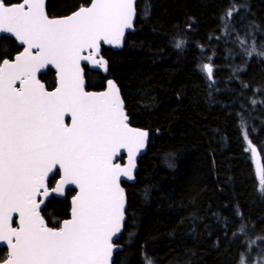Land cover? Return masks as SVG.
<instances>
[{"label":"trees","instance_id":"16d2710c","mask_svg":"<svg viewBox=\"0 0 264 264\" xmlns=\"http://www.w3.org/2000/svg\"><path fill=\"white\" fill-rule=\"evenodd\" d=\"M89 2L47 0L46 10L62 16ZM233 6L238 14L222 20ZM179 40L187 41L180 50ZM0 45L12 55L20 50L13 39ZM259 52L264 0H138L135 28L123 46L102 47L106 74L85 68L86 89L100 90L113 79L129 124L149 131L135 180L123 183L126 219L113 264H240L241 253L246 264H256L264 255L258 239L264 237V193L251 152L258 149L264 172ZM203 64L213 67L211 80ZM40 78L49 88L54 73ZM68 211V197H54L41 214L62 221Z\"/></svg>","mask_w":264,"mask_h":264},{"label":"snow or ice","instance_id":"6c2138e0","mask_svg":"<svg viewBox=\"0 0 264 264\" xmlns=\"http://www.w3.org/2000/svg\"><path fill=\"white\" fill-rule=\"evenodd\" d=\"M135 4L90 0L70 15L50 18L46 0H0V41L14 38L23 48L7 59L12 52L0 45V247L8 249L0 257L3 264H112L114 250L122 247L113 243L125 221L121 178L133 179L136 155L149 133L130 127L113 80L104 91L85 90L87 65L81 62L108 71L101 44L124 43L126 30L134 27ZM238 12L233 6L222 20ZM186 44L179 40L174 47ZM253 53L254 45L247 54ZM199 67L211 80V64ZM53 70L55 87L49 91L40 77ZM121 150L128 156L124 165L115 162ZM251 152L257 155L255 147ZM75 189L70 218L61 222L49 214L46 221L41 212L47 203ZM260 190L264 193V172ZM245 230L242 225L239 231ZM254 244L247 245L249 253ZM246 261L241 253L240 264ZM256 264H264V255Z\"/></svg>","mask_w":264,"mask_h":264},{"label":"water","instance_id":"95a60500","mask_svg":"<svg viewBox=\"0 0 264 264\" xmlns=\"http://www.w3.org/2000/svg\"><path fill=\"white\" fill-rule=\"evenodd\" d=\"M138 0H136V2H137ZM20 2V1H19ZM89 4H90V2L87 4V5H82V6H89ZM46 6H47V0H46ZM79 7H81V6H79ZM78 7V8H79ZM135 7H136V4H135ZM78 8L77 9H75V10H73L72 12H70L69 14H66V15H62V16H53V17H50V18H62V17H65V16H67V15H70L71 13H73V12H75V11H77L78 10ZM47 11V10H46ZM135 21H136V16H135V18H134V27H133V29H129V30H126V32H125V39H126V37H127V35L129 34V33H131V32H133L134 31V28H135ZM0 35H4V34H0ZM13 40H14V38H13ZM125 41V40H124ZM16 44L19 46V42H16ZM124 44V43H123ZM123 44L120 46V47H116V46H112V45H105V44H101V50H100V56H102L105 60H106V58L103 56V54H102V47L103 46H107V47H110L111 49H113V50H118V49H120L122 46H123ZM20 47V46H19ZM23 50V48L22 47H20V50L17 52V53H15L11 58H7V59H12L16 54H18L20 51H22ZM85 54H87V53H85ZM85 65H87V69L88 70H91V71H97V72H99V73H101V74H106V72L103 70V69H99V68H95V67H93L91 64H90V62H87V61H82L81 62V67H84ZM51 67V66H50ZM53 73H54V78H56L55 77V71L53 70ZM108 80H113V79H111V78H108L106 81H105V83H104V86H103V88L102 89H100V90H88V89H86V78H85V90L86 91H91V92H100V91H104V90H106V88H107V81ZM114 81V80H113ZM41 82H43V81H41ZM115 82V81H114ZM116 84V83H115ZM17 86H19L18 84H17ZM117 86V85H116ZM55 87V86H54ZM118 87V86H117ZM54 90V88L52 89V90H49V91H53ZM120 91V90H119ZM121 95V94H120ZM122 98V97H121ZM65 123L66 124H70L71 123V118H70V115H66L65 116ZM130 125V124H129ZM130 127H133V128H138V129H141V130H144V131H147L148 133H149V131L147 130V129H143V128H139V127H135V126H132V125H130ZM148 143H149V137H148V140H147V142H146V147L144 148V149H142L141 150V152H139V153H137V155H136V160H135V163H136V168L133 170V179H127V178H124V177H122L121 178V182H123L124 180H127V181H129V182H133L134 180H135V173H136V171H137V168H138V165H137V162H138V160H139V158L146 152V150H147V146H148ZM256 148V147H255ZM256 151H257V155L256 156H253V154H252V157H253V162H254V165H255V169H256V172H257V175H258V179L259 180H261V173L263 172V164H262V160H261V156H260V153H259V151H258V149L256 148ZM121 158H123V162H121ZM127 160H128V156H127V152H126V150H121V154H120V158L119 159H117L115 162L116 163H120L121 165H124V164H126L127 163ZM58 179V178H57ZM55 185H53V187H54ZM73 188L75 187V186H72ZM121 187H123L122 186V184H121ZM76 191H78V189H75V191H74V194L72 195V196H74L75 194H76ZM65 196V195H64ZM64 196H56V198H63ZM71 196V197H72ZM125 196H126V194H125ZM71 197L69 198V211H68V217L67 218H65V219H68V218H70V208H71ZM126 210H127V197H126V204H125V212H126ZM125 218H126V214H125ZM18 219V217L16 216V214H14V221L15 220H17ZM64 220V219H63ZM62 220V221H63ZM61 221V222H62ZM13 226L15 227L16 226V224L14 223L13 224ZM119 235L120 234H118V236L117 237H114V239H113V243L118 239V237H119ZM115 244V243H114ZM115 245H117V246H121V245H119V244H115ZM0 248H3V247H0ZM4 248H6V250L8 251V249H7V247H4ZM120 250H122V247H117V249L116 250H114V253H113V257H112V264H113V261H114V255H115V253L117 252V251H120ZM0 264H3V261H1L0 262Z\"/></svg>","mask_w":264,"mask_h":264},{"label":"flooded vegetation","instance_id":"af4514ba","mask_svg":"<svg viewBox=\"0 0 264 264\" xmlns=\"http://www.w3.org/2000/svg\"><path fill=\"white\" fill-rule=\"evenodd\" d=\"M20 0H15V1H13V2H19ZM18 52V51H17ZM16 52V53H17ZM14 55V54H13ZM12 55V56H13ZM11 58V57H10ZM54 80H55V78H54ZM42 81V80H41ZM44 83V82H43ZM45 86H46V84H45ZM54 81H53V85L52 86H50L49 88L46 86V88L48 89V90H52L53 88H54ZM121 162H123V158H121ZM58 178V177H57ZM132 183V182H129V181H127V180H124L123 182H121V184H122V186H123V183ZM53 185H54V183L53 184H50V188L51 187H53ZM74 194V191H66V193H65V196L63 197V199L64 198H66V196L68 197V203H69V198L72 196ZM126 219V218H125ZM119 237H120V235H119ZM119 237H118V239L114 242L115 244H119L118 243V241H119ZM0 249H4L5 250V255L3 256L4 258H6V256H7V250H6V248H0ZM2 260H0V262H1Z\"/></svg>","mask_w":264,"mask_h":264},{"label":"rangeland","instance_id":"374dc122","mask_svg":"<svg viewBox=\"0 0 264 264\" xmlns=\"http://www.w3.org/2000/svg\"><path fill=\"white\" fill-rule=\"evenodd\" d=\"M146 264H149V262H147Z\"/></svg>","mask_w":264,"mask_h":264}]
</instances>
